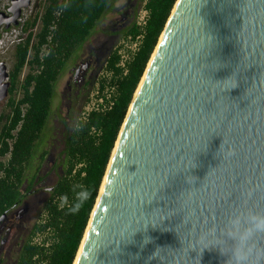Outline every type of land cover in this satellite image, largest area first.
<instances>
[{
    "label": "water",
    "instance_id": "1",
    "mask_svg": "<svg viewBox=\"0 0 264 264\" xmlns=\"http://www.w3.org/2000/svg\"><path fill=\"white\" fill-rule=\"evenodd\" d=\"M31 2L11 0L0 32ZM10 85L0 61V103ZM241 205L264 211V0H177L73 264H224L199 236Z\"/></svg>",
    "mask_w": 264,
    "mask_h": 264
},
{
    "label": "trees",
    "instance_id": "2",
    "mask_svg": "<svg viewBox=\"0 0 264 264\" xmlns=\"http://www.w3.org/2000/svg\"><path fill=\"white\" fill-rule=\"evenodd\" d=\"M176 1L142 0L143 22L135 10L119 33L122 43L110 45L100 65L106 75L95 78L82 99L74 98L65 115L54 109L58 82L116 0H41L40 10L17 25L22 33L14 44L9 96L0 113V216L28 201L37 178L46 177L39 173L50 157L54 117L63 148L59 178L14 264L74 263L121 126ZM138 35L139 47L124 68L120 51ZM93 89L103 102L87 110Z\"/></svg>",
    "mask_w": 264,
    "mask_h": 264
},
{
    "label": "rangeland",
    "instance_id": "3",
    "mask_svg": "<svg viewBox=\"0 0 264 264\" xmlns=\"http://www.w3.org/2000/svg\"><path fill=\"white\" fill-rule=\"evenodd\" d=\"M126 3H127V0H116L115 8L111 12H109L99 23L95 34L92 36L91 40H89L85 44V46L83 47L79 55V58L75 62H80V59L82 57L81 55H83L82 58H87V56H89L90 50L92 51V49L98 48L100 43L103 40L109 39L111 37L114 38L111 44L112 47L113 45L122 43V39L120 38L121 35L119 33L133 20V18L129 14L126 13L125 15H123V12L126 9V6H125ZM10 4H11V0H0V11H6ZM40 8H41V0H32L30 6H28L27 8L23 10L19 23L23 22L24 20L28 18H32L37 13V11L40 10ZM131 8L132 7H130V9L127 11L131 12ZM135 10L138 12V19L139 20L142 19V16L144 14L142 11L143 10L142 0H137L136 5L134 7V12ZM17 25H12L10 28H8V30H3V31L1 30L0 32L1 33L0 34V61L6 62L9 72L14 64V44L16 41H18V38L20 34L22 33L21 28L17 27ZM111 32H114L117 35L115 36L108 35V34H111ZM106 55H107V52L104 53V55L100 57L97 64L100 63L101 65L103 61L105 60ZM75 62L70 64L69 68L64 72V74L61 76L58 82L57 94L54 100V109L61 115H65L68 112L69 107L71 106L69 105V102L66 97V95L69 93L68 87H67V81L69 80V76L74 74V70H72V66ZM94 67L96 69L98 65L95 64ZM93 73H95L96 78H100V76L102 77L106 75L102 67H100L99 70L97 71L94 70ZM95 93H96V90L93 89L89 96L90 97L88 100L89 103L97 102L95 98ZM6 100L0 103V113L3 110ZM51 124L54 128V131L52 134L54 136H52L49 140L50 157L44 163L42 173L51 171L52 166L53 168L56 169V173L53 174L50 172L47 178L46 185L54 182L57 178V175L61 171V168L58 166H59V160H60V151L63 148V141H62V137L60 133L62 128L60 124L58 123L57 117H54L51 120ZM45 192H46L45 189L41 190V193L43 195H45ZM45 201L46 200L42 201L39 196H32V197H29L28 201L25 202V206L29 207V209L26 212L22 213L23 216H21L18 219V221L22 222L23 229L18 228L17 233L11 237V239L5 246L2 247V245L0 244V264H14L15 259L18 255V249L21 243V238L25 234V231L29 230L32 223L41 214Z\"/></svg>",
    "mask_w": 264,
    "mask_h": 264
},
{
    "label": "clouds",
    "instance_id": "4",
    "mask_svg": "<svg viewBox=\"0 0 264 264\" xmlns=\"http://www.w3.org/2000/svg\"><path fill=\"white\" fill-rule=\"evenodd\" d=\"M227 155H234V152ZM189 177L188 183L195 180L192 177L194 179L190 182ZM199 243L200 252L206 248L218 249L222 256L227 257L224 264H264V211L241 205L222 224L202 229Z\"/></svg>",
    "mask_w": 264,
    "mask_h": 264
},
{
    "label": "flooded vegetation",
    "instance_id": "5",
    "mask_svg": "<svg viewBox=\"0 0 264 264\" xmlns=\"http://www.w3.org/2000/svg\"><path fill=\"white\" fill-rule=\"evenodd\" d=\"M137 0H127L126 3V9L123 12V15H125L126 13L129 14L131 17L133 16L134 13V7L136 5ZM131 8V12H128L127 10H129ZM110 36H115L117 35L114 32H111V34H108ZM107 35V36H108ZM114 38H109L106 40H103L98 48H94L92 49V51L90 50L89 56H87V58H82L83 55H81V59L80 62H75L72 66V70H74V74L69 76V80L67 81V87H68V91L69 93L66 95L67 100L69 102V105H71L73 103V99L77 98V99H82L83 94L86 90H88L89 87L92 86L94 79L96 78V75L94 72L99 70L100 67V63H98V60L100 59V57L102 55H104V53H106L109 50L110 45L112 44ZM91 40V39H90ZM84 64H88V66L84 67ZM95 64L98 65V67L95 69ZM71 70V71H72ZM49 159V157H48ZM47 159V160H48ZM46 162V161H45ZM44 166V165H43ZM43 169V167H42ZM42 169L40 171V175H46V177L44 179H40V177L37 178V183L35 185V187L33 188V192H31L28 196L32 197V196H39L41 198L42 201L46 200L50 194V191L53 189V185L54 183L58 180L59 178V174L57 175V178L54 182H52L51 184H47V178L48 175L51 173L55 174L56 173V169L53 168L52 166V170L51 171H47L42 173ZM45 189V195H43L41 193V190ZM40 192V193H39ZM43 197V198H42ZM26 207V210L22 209ZM29 209V207L25 206V203L20 204L16 207H14L13 209H11V211H9L7 213V216L2 224V226L0 227V244L3 246H5L9 240L11 239V237L13 235H15L17 233V229L18 228H22L23 229V224L21 221H18V219L23 216L22 213L26 212ZM28 231H25V234L23 235V237L21 238V243L23 242L25 236L27 235ZM21 243L19 245V249L21 246ZM18 249V251H19Z\"/></svg>",
    "mask_w": 264,
    "mask_h": 264
},
{
    "label": "built area",
    "instance_id": "6",
    "mask_svg": "<svg viewBox=\"0 0 264 264\" xmlns=\"http://www.w3.org/2000/svg\"><path fill=\"white\" fill-rule=\"evenodd\" d=\"M143 16H142V19L139 20V23L143 22V17L145 15V10H143ZM139 39H140V36H138L136 38V40L134 41H126L125 43V47L120 51L121 53V61H120V65L122 67H126V64L128 63V61L131 59L132 55L134 54V52L136 51L137 49V46H138V43H139ZM128 49H130L131 51H128ZM109 94L107 93V96ZM103 102V100L100 98L99 100H97V102ZM97 102H94V103H88L86 109L87 110H90L92 108H95V107H98V103Z\"/></svg>",
    "mask_w": 264,
    "mask_h": 264
},
{
    "label": "bare ground",
    "instance_id": "7",
    "mask_svg": "<svg viewBox=\"0 0 264 264\" xmlns=\"http://www.w3.org/2000/svg\"><path fill=\"white\" fill-rule=\"evenodd\" d=\"M17 4H19V3H17ZM144 10H145V9H144ZM142 11H143V10H142ZM141 15H142V14H141ZM138 36H139V35H138ZM131 38H134V37H131ZM122 39H124V38H122ZM125 40H126V39H125ZM125 40H124V41H125ZM134 40H135V39H134ZM132 41H133V40H132ZM157 43H158V42H157ZM138 47H139V46H138ZM103 74H104V73H103ZM100 77H101V76H100ZM96 82H97V81H96ZM107 93H108V92H107ZM96 95H97V94H96ZM102 100H103V99H102ZM91 102H92V101H91ZM87 103H89V102H87ZM98 106H99V105H98ZM100 106H101V104H100ZM100 106H99V107H100ZM98 109H99V108H98ZM84 110H85V109H84ZM85 111H86V110H85ZM83 112H84V111H83ZM83 115H85V114H83ZM121 127H122V126H121ZM80 249H81V248H80Z\"/></svg>",
    "mask_w": 264,
    "mask_h": 264
}]
</instances>
